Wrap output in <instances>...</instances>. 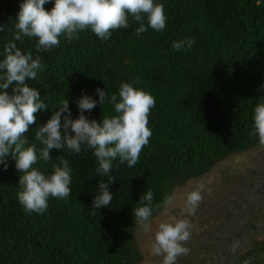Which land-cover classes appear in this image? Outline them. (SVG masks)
Instances as JSON below:
<instances>
[{
	"label": "trees",
	"instance_id": "1",
	"mask_svg": "<svg viewBox=\"0 0 264 264\" xmlns=\"http://www.w3.org/2000/svg\"><path fill=\"white\" fill-rule=\"evenodd\" d=\"M155 2L164 5L167 16L162 32L149 29L136 35L139 25L131 23L102 40L86 30L71 42L61 38L60 46L50 52H37L36 38L14 40L23 0H0V24L5 25L0 52L15 43L43 63L36 80L28 83L40 92L48 109L35 114L36 123L24 134L29 140L26 147L33 143L37 149L43 147L35 132L62 100L69 99L73 119L80 115L78 98L87 94L99 100L97 88L110 97L118 95L122 83H131L156 100L149 115V144L135 166L113 162V200L109 207L95 210V216L90 209L98 184L107 182L108 176L96 175L93 150L85 146L77 154L53 149L52 160L34 165L50 174L62 157L73 170L70 197L49 198L43 214L26 212L19 203L20 173L15 160L7 157L8 168L0 165V264H139L133 212L143 193L152 191L153 205L161 204L153 211L154 218L165 207L164 197L184 179L209 171L229 154L263 146L252 133L254 108L264 96L259 90L264 85V0ZM54 3L51 0L45 9L50 11ZM185 39L194 40L191 49L172 47L173 41ZM84 115L102 123L104 116L115 115L114 106L97 104ZM231 210L225 208L219 216L222 240L229 232ZM251 238L250 246L247 241L240 244L245 252L241 261L264 264L260 260L264 242L255 234ZM232 258L236 260L234 254Z\"/></svg>",
	"mask_w": 264,
	"mask_h": 264
},
{
	"label": "clouds",
	"instance_id": "2",
	"mask_svg": "<svg viewBox=\"0 0 264 264\" xmlns=\"http://www.w3.org/2000/svg\"><path fill=\"white\" fill-rule=\"evenodd\" d=\"M51 0H23L16 18L14 40L23 41L24 37L36 38V51H48L59 47L61 38L71 42L79 38V33L91 30L102 40L111 38L112 31L128 29L131 23L138 24L135 34L140 35L149 29L163 31L167 16L164 5L155 0H55L52 9L46 10L45 4ZM5 25L0 24V32ZM194 40L173 41L172 47L191 49ZM0 56V165L8 168L7 157L15 160V167L20 173L18 201L26 212L45 213L49 207V198L67 199L71 195L72 168L69 161L58 157L60 165H54L50 174H45L34 167L38 161L52 160L50 151L67 148L73 153H80L86 146L93 150L98 161L97 176H108L107 182L100 181L98 194L95 195L90 209L93 216L97 209L109 207L113 200L110 185L115 178L110 175L113 162L119 160L128 167L135 166L144 146L149 144L152 131L149 128L150 110L156 100L142 89L131 83H122L118 95L110 97L105 89L97 88V101L84 94L78 98L80 111L73 119L69 99L60 101L58 110L35 132V140L43 147L37 149L35 143L27 146L29 140L25 133L29 126L36 123V113L47 110L48 106L41 99L40 92L30 87L28 81H35L38 72L43 70L40 56L33 58L31 51L24 53L15 43L5 45ZM259 90H264L261 85ZM114 106L115 115L104 116L102 123L89 120L85 111L91 112L97 104ZM254 132L259 142L264 145V96L254 108ZM202 186L187 196L188 213L194 216L203 201ZM175 193L166 195L163 206L171 205ZM152 191L143 193L139 207L134 208L133 216L137 225L149 231V220L155 209ZM193 224L184 218L172 223H161L155 233L153 253L162 257V264H177L181 256L188 255L190 249L185 244L192 238ZM247 264V262H246Z\"/></svg>",
	"mask_w": 264,
	"mask_h": 264
},
{
	"label": "rangeland",
	"instance_id": "3",
	"mask_svg": "<svg viewBox=\"0 0 264 264\" xmlns=\"http://www.w3.org/2000/svg\"><path fill=\"white\" fill-rule=\"evenodd\" d=\"M262 172L264 173V145L241 153L229 154L216 162L209 171L199 176L184 179L173 189L176 197L173 203L164 207L161 213L149 220V231H145L140 225L135 226L133 243L141 257L139 264H162L163 258L153 253L155 233L161 223L174 224L177 220L184 218L190 219L193 224L192 238L185 244L190 249L188 255L181 256L177 264H225V255L219 253V250H223L225 245V242H222V236H220L223 221L219 216L223 212L222 209H227L232 200L238 201L234 195L242 193L243 197L248 198L249 201L256 197V193L260 189L258 186L261 185ZM201 186L203 188V201L196 214L190 216L187 196ZM257 196L260 197L261 195ZM262 197L263 207L260 206V202V205L256 206L258 209L252 205L247 209L250 220L257 223L261 221L262 213L264 221V195ZM238 210L240 211V208ZM238 210L231 213L228 230L230 224H233L236 229L235 232L240 233L241 236L243 234L242 242L250 241L251 230L249 225L245 224L243 228H240L237 220H235L240 214ZM256 211L259 212L255 213ZM259 225L258 232L261 230ZM258 239L264 240V235L262 234Z\"/></svg>",
	"mask_w": 264,
	"mask_h": 264
},
{
	"label": "flooded vegetation",
	"instance_id": "4",
	"mask_svg": "<svg viewBox=\"0 0 264 264\" xmlns=\"http://www.w3.org/2000/svg\"><path fill=\"white\" fill-rule=\"evenodd\" d=\"M258 188H260V189L257 191L256 197L252 201H249L248 198L245 199V197H243V194L239 193V195H234V198L236 197L238 199V201L236 202L235 200H232L230 205L227 207L229 209H231V206L234 207V208L232 207L231 213L234 210H238V208H240V211L238 210L240 212V214L237 216L238 218L236 217V219H235V220L238 219L237 224L240 226V228H243V226L245 224L249 225L250 230H251V236L253 237L255 234L257 240H258V237H260L262 234L264 235V230H263L264 221H263V217H262L263 213L261 214V217H260L261 221H258V223L260 224L259 225L256 221L250 220V218L248 217L247 209L251 205L255 209H258L256 206L260 205V202H261L260 206L263 207V203L261 201L263 199L262 196L264 195V173L263 172L261 173V185H259ZM259 194L261 195L260 197L257 196ZM260 206H258V207H260ZM223 210L225 211V208H223ZM259 211H256L255 213H258ZM258 225H259V229L261 228V230L259 232L257 231ZM233 228H234V230H233ZM235 230L236 229L233 226V224L232 225L230 224V229L228 230L229 232H227L225 234V237L223 238V242H225V245L223 247V250H221L219 253H222L225 255V257H226L225 264H239V263L243 264L241 261V256L243 255V253H245L244 252V246H242V248H240V244H242L243 234L241 236V235H239L240 233L235 232ZM250 239H252V238L250 237ZM250 241L246 242L247 246H250V244H251ZM262 241L264 242L263 239H262ZM233 247H234V251H233ZM235 248H236V250H235ZM245 251H246V249H245ZM232 254H234V257L236 258V260L232 258ZM260 257H261L260 260L263 261L264 255L260 256ZM246 262H247V264H253L254 260L250 259V260H247ZM246 262L244 264H246Z\"/></svg>",
	"mask_w": 264,
	"mask_h": 264
}]
</instances>
